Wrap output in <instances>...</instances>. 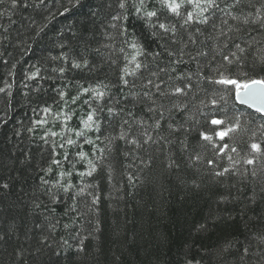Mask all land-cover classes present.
Masks as SVG:
<instances>
[{"label":"trees","instance_id":"16d2710c","mask_svg":"<svg viewBox=\"0 0 264 264\" xmlns=\"http://www.w3.org/2000/svg\"><path fill=\"white\" fill-rule=\"evenodd\" d=\"M119 2L0 3V264H264V116L238 104L231 86L213 82L222 62L216 49L227 39L215 38L227 31L222 21L239 28L229 47L235 51L234 41L246 49L242 64L226 73L242 83L264 79V28L219 10L207 25L182 27L192 6L176 17L146 0L147 11L176 26L173 42L135 14L133 0L126 10ZM258 11L264 13V0H243L232 10L241 20ZM121 13L127 18L114 19ZM133 41L144 52L140 70L128 63ZM126 67L135 75L125 76ZM177 86L184 94H171ZM93 112L99 131L82 123ZM228 127L235 131L221 140L217 133ZM88 160L96 171L82 177ZM58 182L72 187L66 193L53 187Z\"/></svg>","mask_w":264,"mask_h":264},{"label":"snow or ice","instance_id":"6c2138e0","mask_svg":"<svg viewBox=\"0 0 264 264\" xmlns=\"http://www.w3.org/2000/svg\"><path fill=\"white\" fill-rule=\"evenodd\" d=\"M157 3H159L161 5L162 8L167 9V11L169 13H171L172 15L176 16V17H180L181 16V9L185 8L186 6H192L193 9H195V11H187L184 15L183 18V26H188L192 23H196V24H203V25H207L210 21H209V14H215V12L217 10L223 12L225 14L226 17H230L232 20H236L239 21L242 24H249V23H257L259 22L261 28H264V13H260L259 11L257 12V18L256 19H251L247 16H245L242 20L241 17L238 15H233L232 10L233 9H237L238 7H240L243 3V0H231V3H228V0H156ZM0 3H4V0H0ZM223 4V7L221 6ZM126 5H127V0H120L119 2V7L122 10H126ZM146 5V0H133V4H132V8L135 12L136 15H143L148 21H149V26L152 28H158L160 30L159 33H155L156 35H171V37L173 38V42L175 41V37H176V26L175 25H169L168 23L165 22H161L159 20L158 14L156 11H147L145 8ZM16 6V0H12V7ZM124 18L126 19L127 17L124 15V13H121V16H117L114 17V19H121ZM222 23L227 27V31L224 30V28H221L219 31V34L215 37L218 41L220 40V37H226L227 39H225L220 46L217 47L216 52L218 55L221 56L222 62H221V67L217 69L219 78L215 79L213 82L220 84V85H225V86H231L229 88V91L232 92L234 91L236 98L241 102V103H251L253 106H255V110L257 113H259L261 116H264V79H259V78H249L247 80V82H241L240 77L237 76L235 78H233L230 75H226V73L228 72V69L231 65H233L234 63L237 65H241L243 62V57L245 54L246 49L244 47L241 46V44L239 43H235L233 41L232 46L235 48V51L232 50V48L229 47V41H232V36L230 35V33L238 32L239 28L233 25H228V19H224L222 21ZM199 31V29L197 30ZM123 34V33H122ZM195 42V41H193ZM131 48L133 51V55L131 56V59L128 61L129 64L134 65V69L135 70H140L143 65L141 62H139L138 60V56L140 55H144L143 49L135 42H131ZM223 49H228L227 52H224ZM123 51V49L121 50ZM182 51V50H181ZM155 56H159L160 53H156L154 54ZM168 55L169 56H174L175 54L172 51H168ZM201 56H207V53L205 52H201L200 53ZM182 62V57H177V59H175L173 61V63L179 64ZM84 66L87 65V61H84ZM261 63H264V58H261ZM73 67H81L80 63H74ZM221 69H223V71H221ZM135 70L133 71H129V69L126 67L124 69V73L125 76L126 75H135ZM163 71V70H162ZM173 71H175V68H173ZM60 72L63 73V69H60ZM36 74L34 73L33 76H35ZM125 76H121V80L123 81V83L125 85H127L128 81L125 79ZM178 78H182V77H178ZM205 79H207V77H205ZM153 82L151 80L148 81V85H152ZM158 92H160L163 95H168V93H164L163 89L161 88L160 84H155L154 85ZM185 87H190V85H186ZM2 91V90H0ZM85 93L88 91L87 89L84 90ZM96 94V98L98 99H102L105 95V93L103 91H100L98 89H94L93 90ZM173 95H182L184 94V88H181L179 86L175 87L173 89V92L171 93ZM64 93H61V98H64ZM145 97H147L149 95V93H144ZM79 97H72L71 102L75 103L76 100ZM85 103H87V101H85ZM154 103V102H153ZM211 103L213 105L216 104L215 100H212ZM177 108H180V105H176ZM45 112L49 111L48 109L44 110ZM113 110L109 109V113H111ZM149 112H154L156 111V109L154 108H149L148 109ZM163 111L160 112V117H163ZM95 113H90L87 116L86 120H83L82 123L84 124V128L86 130H95V131H99V126L96 124V121L94 119ZM70 119V117L65 114V123H67V120ZM46 121H37V123L39 124H43ZM125 123H127V121H125ZM211 123L213 125H222L224 124V121L219 120V119H212ZM236 125H239V120H236ZM154 127L156 129L160 128V121L159 119H157L154 123ZM262 127H264V125H262ZM31 131V129H30ZM235 131L234 127H228L226 131H220L217 133V135L219 136V138L221 140H224V138L228 135L229 132H233ZM52 135H57L56 133H52ZM75 135L77 137H81L84 135L83 131H77L75 132ZM144 135L147 137L145 140V143L151 139L150 136H147V133L145 132ZM201 136L204 140L206 141H211V137L201 133ZM126 135L125 133H121L119 136V139H125ZM85 142L86 143H93L91 140L87 139L85 137ZM65 143L68 145H73L75 144V141L71 138H66L65 139ZM130 143L132 144H138L139 142L135 139H133L132 141H130ZM59 147L63 148L64 144H60ZM228 146L225 144L221 149L220 152H223L224 148H227ZM251 148L256 151V152H260V145L257 143H252L251 144ZM53 151H55V148L53 149ZM231 151L235 152L236 149L232 148ZM101 153H103V150H101ZM79 157L80 159H85L86 158V153L84 152H80L79 153ZM67 154H65V159H67ZM228 159L230 161H232V157L229 156ZM247 164H253L254 163V158L252 159H247L245 161ZM53 164L59 165L60 161L54 159L52 161ZM213 163V161H209V165H211ZM87 166H88V171L85 172H81L80 175L83 177L85 175L87 176H91L93 172L96 171L97 168V164L94 163L92 160H88L87 161ZM49 171H51V169H49ZM229 169L225 168L224 169V173L228 172ZM224 173L221 172H217L215 173V175L217 176H221ZM61 176L64 175H71V173H61ZM129 179L131 180L132 178L129 177ZM43 183L47 184V181H42ZM62 187L63 190L67 193L69 191V189L72 187L71 184H67V185H62L59 184L58 185H53V187ZM2 187L7 188L8 185L4 184ZM55 198V195L53 194V199ZM93 203H95V201H93ZM201 228L203 229L204 226L201 225ZM247 249H244V253H247Z\"/></svg>","mask_w":264,"mask_h":264},{"label":"water","instance_id":"95a60500","mask_svg":"<svg viewBox=\"0 0 264 264\" xmlns=\"http://www.w3.org/2000/svg\"><path fill=\"white\" fill-rule=\"evenodd\" d=\"M235 99H236V101H237L240 105L246 106V107H248V108H250L251 110H253V111L256 112V110H255V106H253L251 103H241V102L236 98V96H235Z\"/></svg>","mask_w":264,"mask_h":264}]
</instances>
